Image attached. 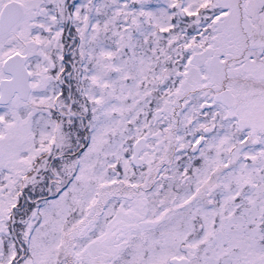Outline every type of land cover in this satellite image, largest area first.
Wrapping results in <instances>:
<instances>
[{"label":"snow or ice","instance_id":"snow-or-ice-1","mask_svg":"<svg viewBox=\"0 0 264 264\" xmlns=\"http://www.w3.org/2000/svg\"><path fill=\"white\" fill-rule=\"evenodd\" d=\"M0 264H264V0H0Z\"/></svg>","mask_w":264,"mask_h":264}]
</instances>
